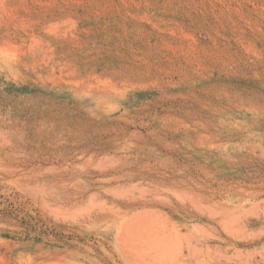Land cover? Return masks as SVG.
<instances>
[{
  "label": "rangeland",
  "instance_id": "rangeland-1",
  "mask_svg": "<svg viewBox=\"0 0 264 264\" xmlns=\"http://www.w3.org/2000/svg\"><path fill=\"white\" fill-rule=\"evenodd\" d=\"M0 264H264V0H0Z\"/></svg>",
  "mask_w": 264,
  "mask_h": 264
}]
</instances>
